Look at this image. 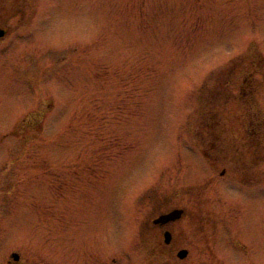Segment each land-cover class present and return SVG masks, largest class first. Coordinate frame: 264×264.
<instances>
[{
    "label": "rangeland",
    "instance_id": "obj_1",
    "mask_svg": "<svg viewBox=\"0 0 264 264\" xmlns=\"http://www.w3.org/2000/svg\"><path fill=\"white\" fill-rule=\"evenodd\" d=\"M0 26V264H264V0H0Z\"/></svg>",
    "mask_w": 264,
    "mask_h": 264
},
{
    "label": "water",
    "instance_id": "obj_2",
    "mask_svg": "<svg viewBox=\"0 0 264 264\" xmlns=\"http://www.w3.org/2000/svg\"><path fill=\"white\" fill-rule=\"evenodd\" d=\"M6 35V30L2 27H0V39ZM183 214V209L182 208H173L167 212L159 214L157 217H155L152 222L154 224H166L171 221H175L179 219ZM172 234L169 230H165L163 232V241L164 243L168 244L171 241ZM187 249L182 248L177 251L176 255L179 258H184L187 255ZM13 259H18V254L13 253L12 254Z\"/></svg>",
    "mask_w": 264,
    "mask_h": 264
}]
</instances>
